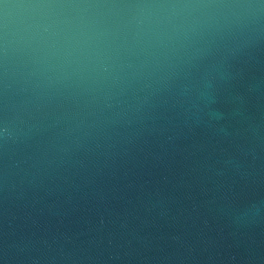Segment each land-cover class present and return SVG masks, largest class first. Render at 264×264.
Here are the masks:
<instances>
[{
    "label": "water",
    "instance_id": "obj_1",
    "mask_svg": "<svg viewBox=\"0 0 264 264\" xmlns=\"http://www.w3.org/2000/svg\"><path fill=\"white\" fill-rule=\"evenodd\" d=\"M0 264H264V0H0Z\"/></svg>",
    "mask_w": 264,
    "mask_h": 264
}]
</instances>
